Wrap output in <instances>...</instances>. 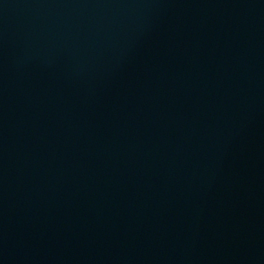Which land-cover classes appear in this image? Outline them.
I'll return each instance as SVG.
<instances>
[{"label": "water", "instance_id": "95a60500", "mask_svg": "<svg viewBox=\"0 0 264 264\" xmlns=\"http://www.w3.org/2000/svg\"><path fill=\"white\" fill-rule=\"evenodd\" d=\"M0 264H264V0H0Z\"/></svg>", "mask_w": 264, "mask_h": 264}]
</instances>
